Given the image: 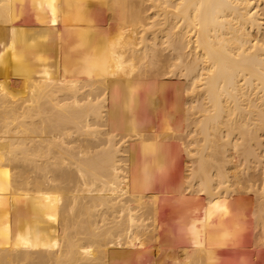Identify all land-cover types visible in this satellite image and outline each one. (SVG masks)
<instances>
[{
	"label": "bare ground",
	"instance_id": "6f19581e",
	"mask_svg": "<svg viewBox=\"0 0 264 264\" xmlns=\"http://www.w3.org/2000/svg\"><path fill=\"white\" fill-rule=\"evenodd\" d=\"M11 22L17 27L13 50L2 45L10 37ZM167 72L182 86L184 81L179 89L186 94L176 93L182 96L176 103L172 96L175 104L169 108L156 103L163 102L160 95L167 93L168 82L161 88L155 84L163 83ZM177 142L193 145L190 150L184 145L191 161L186 166L193 162V167L182 173L190 176L196 194L203 192L199 200L186 196L183 203L196 220L187 221L186 211L187 217L174 213L177 221L186 218L184 232L177 226L181 220L169 215V197L164 195L172 189L166 190L174 169L179 170L176 158L170 162L172 156L164 151L177 148ZM239 149L246 171L255 160L262 173L257 178L260 192H255L259 197L255 203L252 199L256 204L262 198L256 206L261 219L264 0H0V201L8 207L19 204L14 207L16 220H11L16 223H11L20 225L9 226L21 231L12 232L11 238L0 233V264H222L217 261L232 249L231 242L237 243L238 222L248 212L255 221V209H247L252 204L241 201L247 215L238 211L241 216L228 221L229 226L228 216L221 214L227 224L217 227L223 210L215 205L216 197L223 190L226 197L235 187L229 183L241 167L232 160ZM11 160L21 166L16 201L10 190L14 187L8 186L13 181L8 178ZM248 178V183L255 179ZM183 179L177 184L188 182ZM165 182L164 191L158 186L161 192L157 185ZM209 208L211 217L222 212L212 220L215 227L203 230L199 234H207L199 238L195 228L198 232L207 226L201 216ZM26 211L23 220L20 213ZM168 216L173 223H166ZM174 221L177 225L167 226ZM225 226L227 235L216 229ZM170 231L178 233L173 236L180 245H169ZM160 233L169 249L181 248L187 237L189 246L160 255L157 246L166 243ZM163 254L172 261L162 262ZM244 254L241 261H254Z\"/></svg>",
	"mask_w": 264,
	"mask_h": 264
},
{
	"label": "rangeland",
	"instance_id": "374dc122",
	"mask_svg": "<svg viewBox=\"0 0 264 264\" xmlns=\"http://www.w3.org/2000/svg\"><path fill=\"white\" fill-rule=\"evenodd\" d=\"M12 13H13V12H12ZM4 23H5V22H4ZM10 25H11V30L9 31V35H10V37L8 38V40H6V39L3 40V41H2V45H4V46H8V45L10 44V45L8 46V48H9V47H10V48L12 47V50H13V49L16 48V46H15V42H16V39H17V38L14 39L13 36L15 35V32H17V31H16L17 27H16V25L14 24V22H11ZM139 35H140V33L137 34L136 36L139 37ZM18 36H19V35H18ZM18 36H17V37H18ZM139 46H140V45H138V47H139ZM166 51H167V50H165V51H163V52L167 53ZM166 74H168V77H167V75L162 74L163 79H165V78L167 77V78L163 81V83H162V82H161V83H157V82H156L155 85L159 86L158 88H161V87H162L161 84H164L163 86L165 87L166 84H165L164 82L167 81L168 83H167V86H166V87H167L168 89L165 87L166 90H165V89H164V90H165V92H167L168 94L165 93V92H163V93H165L168 97L165 96V94H161L160 96L163 95L164 97H163V96H162V97H163L164 99L167 97V99L164 100V99L162 98L163 102H162L161 100H159V102L157 101L156 103H157V104H158V103H159V104H162V103H163V106H167V105H168L167 107L169 108V107L172 106V103H173V105H174V104L176 103V101H178V99L180 98L181 95H178L179 98H178L177 96L175 97V95H176V93L178 94L179 91H180V93H181L182 90H180L179 88H181V87L183 88L184 85H185V83H184V81H181V82L183 83V86H182V84L179 82L180 80H178V77L175 76L174 73H173V75L175 76V78H172V77H174V76H172L171 78L169 77V76L172 75V73H170L171 75L169 74V72H167ZM164 76H166V77H164ZM158 77H159V76H158ZM168 78H169V79H168ZM154 79L157 80V77H155ZM174 80H175V82H174ZM170 81H171V82L173 81V85L171 84ZM159 82H160V81H159ZM169 82H170V83H169ZM178 83H179V85L181 84L180 87H179ZM158 84H160V85H158ZM174 84H175L176 87H174ZM171 85H172L173 87H172ZM170 87H171L172 89H170ZM177 87H178V89H177ZM182 88H181V89H182ZM173 89H174V90H177V92H175L174 94L172 93V92H174ZM171 90H172V91H171ZM181 94H183V93H181ZM172 96L175 97L176 99L173 98ZM182 96H186V94H185V95L183 94ZM182 96H181V100H182ZM159 98L161 99V97H159ZM171 98H172V99H171ZM185 98H187V97H185ZM173 99H175V100H173ZM183 99H184V98H183ZM171 100H173L175 103H174L173 101H171ZM166 101H167V102H166ZM171 102H172V103H171ZM166 103H168V104L165 105ZM10 104H12V103H10ZM185 107H186V106H185ZM166 109H167V108H166ZM165 112H166V111H165ZM165 112H164V114H166ZM151 122H153V121L151 120ZM173 122L176 123V121H173ZM178 123H179V121H178ZM151 124L153 125L154 123H151ZM183 133H185V135H186V134L188 135V129H185V130L183 131ZM192 134H193V132H191V134H189V137H187V138H186V137H183L184 139L186 138V139H185L186 142H189V139H188V138L192 137ZM187 135H186V136H187ZM183 138L181 137V139H183ZM184 139H183V140H184ZM187 139H188V140H187ZM186 142H185V143H186ZM177 143H178V142H177ZM180 143H181V142H180ZM180 143L175 144V145L177 146V148L175 147V145H172L171 147H175L174 149H172V148H170V149H169V148H165L166 151H164L165 154L168 152V153H170V155L172 156V157L170 156V157H171V158H170L171 160L169 159L170 162H171L172 160L175 161V158H176V161H175V162H176V165L179 166V167H178L179 170H178L177 168L174 169V172H175L176 170H177V171L175 172V177H173V179L171 180L172 183H173V181H174V185H173V187H172V183H171V182H170V186H171L170 188L167 186V185L169 184L168 182H165L163 185H160V184L157 185V187H158V186H162V187H161L162 190H163V188L165 189L166 186H167V188H166L167 191H168V189H171V188H172L171 191L169 190L168 194H166L165 192H163V193H165L164 195H166V197H169V199L167 198L168 200H170L169 203H171V202L173 201L172 204H169L168 201H167V199L165 198V199H166V202H167V205L169 206V207H168V208H169V209H168V210H169V211H168V212H169V215L172 216L173 219H175V218L177 219L176 216L178 215V214H177L178 212H179V215L182 213V215H180V216L178 215V218H179V217L181 218L182 216H183V217H184V216L187 217L186 215H189V214H187V213H190L189 217L191 216V212H192V211H191V212H187V211L185 210L184 206H183V203L185 202V197H186V196H189V197L193 198L194 201H197V200H199V199L201 198V195H203V192H199L198 194H196V191H193L194 188L196 187V185H195V186H192V185H191V184H192V183H191L192 179H190V176H189L188 178L184 177L185 175H187V172H186L185 174L182 173L183 171H184V172H185V171H188V168H187V167H190V166H192L191 164H193V162H192V163H189L188 166H186V164L190 161V158H189V155H188V154L186 155V153H185L187 150H190V148L192 149L193 145L189 148L190 145H188V143H186L187 145L184 144L186 147L188 146V147L186 148V149H187V150H186V149H185V146H184V145L182 146V143H181V145H179ZM183 143H184V142H183ZM179 146H182V147H183L182 150H180L181 147H179ZM169 151H170V152H169ZM177 151H178L180 154H179V153H176ZM180 151H182L183 153L181 154ZM184 151H185V152H184ZM240 151H241V150L239 149V152H238L239 155H238V156H237V152H236V151L233 152V154L235 155L236 159H235V157H233L232 160H233V163H236V162H237L236 164L240 163V164H241V167H243V168L245 169V172H242V169H238V168H241L240 165H239V167L237 168V172H236V174H237V175H236V178L233 179V177H231V179H230V180H231L230 183H232V182H233V183L230 184V183L228 182L229 185H230V187L232 186L231 188H233V186H235V187L231 190V191H233V192H235V193L230 194L231 191H229L230 196H228L229 194H227V196L225 197L226 193H228V192L224 193V190H223L224 187H223V188L221 189V190H223V191H222V194H219L220 196H218V198L216 197V199H217V200L219 199V200H218V202H217V200H215L214 203L217 202L215 205H216L217 207L220 206V208H222L223 212L221 211V209H220V211H218L219 213H220V212H222V213L218 214V212H215V215H216V216L213 214V215H212L213 217H211V214L213 213L212 210H211V208H209L210 210H208V209H207V210H204V212H205V211H206V212L203 213L201 217H202V218H203V217H204V218L206 217L205 220H206L207 217H209V216H210V218L207 219L206 221H205L204 219H202V218H201V219L204 221L203 224L206 222L205 225H203V226H206V225H207V226H209V228H207V226H206V227H202V226H201V228H203V229L201 230V229H200V225H202V224H199V223H202V221H201V219H200L199 221H201V222L198 223V224H199V227L197 228V230L200 229L201 231L199 230L200 232H199V231L197 232V231H196V228H195V232L197 233L196 236L199 235V238H200L203 234H205V235L207 234V233H202V235H200L201 232H202L203 230H205V232H206V230H207V231H208V230L210 231L211 229H213L212 227H215V226H213V224H212V220H217V219H214V218H215V217L217 218L218 215L220 216V215L222 214V215L224 216V215L226 214V215L228 216V218H226L227 216H226V217L224 216V218L227 219V221H226V219H225V221H226V222L229 221V222L232 224V223H233L232 220H233V218H234L235 216H241V215H242L241 217H244L243 215H247V213H245V214L243 213V211H244V209H245V204H246V202H249V203L252 204L251 207H250V205L247 203V204L249 205L248 208L246 207V208L248 209V211H251L253 208L255 209V211H256V208H257V210H258V208L260 209V207H256V206H257V202H258V203L262 202V198H261V196H260L261 199L259 198V199L261 200V201L259 200L260 202L257 200L256 204H253V203H255V201H256V198H255V197L257 196V193L260 192L258 188H259V186L261 185V184H260V182H261V181H260V179H261L260 177H262V173L258 170V171L260 172V175H261V176H259V174H258V172H257V167H258V166H257V164H256V162H255V160H254V161H252V162H254L253 164L256 165V167H255L253 164H251L252 162L249 163V164H251V167H252V168L250 167L252 170L249 168V171H250V173H251V174H249V171H246V168L244 167V160H241V157L239 158V156H240ZM172 153H173V155H172ZM235 153H236V154H235ZM167 155H168V154H167ZM174 155H176V156H174ZM183 155H184V156H183ZM168 156H169V155H168ZM173 156H174V158H173ZM178 156H179V157H178ZM187 156H188V157H187ZM168 158H169V157H167V159H168ZM181 158H182V159H181ZM187 158H189V159H187ZM178 159H179V160H178ZM183 159H184V160H183ZM234 159H235V160H234ZM187 160H188V161H187ZM240 160H241V162H243V163L239 162ZM183 161H184V162H183ZM4 162H5V161H4ZM18 162H19V161H18ZM18 162H17V163H18ZM175 162H173V163H175ZM190 162H191V161H190ZM8 163H9V173L11 174L10 176H8V178H9L10 180H13V181L11 182V181L8 179L10 182H9V183H8V182H5V184H4L5 186H4V187L6 188L7 183H8V186L10 185V188H12V186L14 187V188L10 189V188L7 186L8 189H10V190L12 191L13 195H14L13 200L16 201V200H18V199H17V197L15 198V194H17V195L19 196V194H18V193H19V190H18V183H17V182H19L18 180H21V177L19 176V175H20L19 169H20L21 166H19L20 162H19V164L16 163V160H11V161L7 162V164H8ZM15 163H16V164H15ZM184 163H185V165H183ZM4 164H6V162H5ZM7 164H6V165H7ZM15 165H16V166H15ZM17 165H18L19 167H18ZM182 166H186L187 169L185 170V167H183V169H181ZM253 166L255 167L254 169H253ZM16 167H17V168H16ZM22 167H23V166H22ZM192 167H193V166H192ZM192 167H191V168H192ZM244 169H243V171H244ZM247 169H248V168H247ZM258 169H260V167H259ZM20 170H21V169H20ZM189 170H191V169H189ZM17 172H18V173H17ZM174 172H173V173H174ZM180 172H181V174H179ZM246 172H247V174H246ZM16 173H17L18 175H16ZM22 173H23V172H22ZM189 173H190V171H188V174H189ZM176 174H177L178 176H176ZM183 174H184V175H183ZM253 174L255 175V177H256V175H257V177L255 178V177L253 176ZM181 175H183V176L181 177ZM251 175H252V176H251ZM15 176H17L16 178H18V177H20V178H18L17 181H16V184L13 185V183H15ZM248 176H250V178H251V177H252V178H255L254 180H255L256 182H255L253 179H250V183H251V184L248 183V181H249ZM258 176H259V177H258ZM180 177H181L182 179H183V178H186V179L188 180V182L186 181V179H183L184 181H186V182H184L185 184H183L182 186L178 185V184H180V183H178V182H180V181L182 180ZM234 177H235V176H234ZM246 177H247V179H246ZM177 178H180V179H181L180 181H177L178 184L176 183V180H179V179H177ZM191 178H192V177H191ZM243 178H244V179H243ZM257 178H260V179H257ZM175 179H176V180H175ZM189 179H190L191 181H190ZM240 179H241V180H240ZM256 179H257V180H256ZM194 180H195V179H194ZM245 180H246V181L248 180V181L246 182ZM251 180L254 181L255 183H254V182H251ZM258 180H259V183H258ZM238 181H239V182H238ZM242 181H243V182H242ZM192 182H193V181H192ZM166 183H167V185H166ZM228 183H227V184H228ZM234 183H235V185H233ZM252 183H253L254 185H253ZM256 183H257V186H258V184H259L258 187H255V186H256ZM176 184H177V186L175 187ZM247 184H248V185H247ZM239 185H240V186H239ZM163 186H165V187H163ZM241 186H243V187H242V190H243V191H242V190H241V191L236 190V189H238V188L240 189ZM252 186H253L254 188H257V189H256V190H255V189L253 190ZM157 187H156V188H157ZM236 187H237V188H236ZM15 188H17V189H15ZM158 188H159V187H158ZM158 188H157V189H158ZM161 188H159V190H160ZM231 188H230V189H231ZM224 189H225V188H224ZM17 190H18V191H17ZM166 190H165V191H166ZM219 190H220V189H219ZM221 190H220V191H221ZM13 191H14V192H13ZM160 191H161V190H160ZM163 191H164V190H163ZM225 191H226V190H225ZM237 191H239L241 194H240L239 192H238V194H236ZM256 191H257V193H255ZM15 192H17V193H15ZM161 192H162V191H161ZM244 192H245V193H244ZM252 192H253L254 195H255V194H256V195H255V196L252 195ZM14 193H15V194H14ZM220 193H221V192H220ZM242 193H243V195H242ZM233 194H235L236 196L233 195ZM168 195H169V196H168ZM231 195H233V198H231V197H232ZM238 195H239V197H240V196H241V197L239 198ZM247 195H248L249 197H248ZM258 195H260V194H258ZM242 196H243V197L245 196V197L243 198ZM221 197H222V198L225 197L224 199L227 201V203H233V204H234V207H233L232 204H231V205H230V204L228 205V206H231V208H228L227 205H224V204H225V203H224L225 200H223ZM258 197H259V196H257V199H258ZM228 198H231L232 200H230V199H228ZM254 198H255V200H254ZM252 199H253V203H252ZM222 200H223V201H222ZM228 200H230V202H229ZM226 201H225V202H226ZM239 201H240V202H239ZM241 201H243L242 203H245V204L242 205V204H241ZM2 202H3V203H2ZM19 202H20V201H19ZM19 202H18V203H19ZM200 203H202V202L200 201ZM227 203H226V204H227ZM0 204H1V205H0V208L3 209V210L1 209L2 211H4V209H7V208H8V209L6 210V213L4 212L5 215H4V214L2 215V213L0 212V214H1V217H0V218H1V220H0V233H3V232H4V234L6 235V237L8 236V238H9V237L11 238V234H12V232H15V228H16L17 226L20 225V224L15 225L14 223H13V225H12V223H11V222H15V221H11V220H14L15 217H16V215L18 214V211L15 210L14 207H16L17 205L19 206V204H17V202H14L15 206H14L13 204H12L13 206L11 205L12 208L9 206L11 209L8 207V203H7V202L4 203V201H0ZM4 204H5V205H4ZM6 204H7V206H6ZM3 205H4V206H3ZM213 205H214V204H213ZM213 205H212V208H213ZM5 206H6V207H5ZM253 206H255V207H253ZM259 206H260V204H259ZM263 206H264V205H263ZM63 207H64V206H63ZM63 207L61 206V209H62ZM232 207H233V208H232ZM242 207H244V209H243ZM16 208H17V207H16ZM170 208L173 210V215L170 214V213H171V212H170ZM234 208H235V209H234ZM240 208H242V209L240 210ZM251 208H252V209H251ZM261 208H262V206H261ZM12 209H13V210H12ZM17 209H18V208H17ZM175 209H176V210H175ZM186 209H187V208H186ZM205 209H206V208H205ZM247 209H245V212H248ZM1 210H0V211H1ZM8 210H9V211H8ZM10 210H11V213H10ZM177 210H179V211H177ZM180 210H182L181 213H180ZM187 210H188V209H187ZM12 211H14V212H12ZM185 211H186L187 213H186ZM213 211H214V210H213ZM238 211H240V213L242 212V214L239 215L240 213H239ZM253 211H254V210H253ZM255 211H254V213H253V216H255V217H254V220H255L256 222H255V221H254V222L251 221V220H253V217H252L251 220H249V219L251 218V217H250V212H248L249 215H247V217L245 216L246 218H243V219L241 218L242 220H240V221L238 222V224H240V227L238 226V227L235 229V232L238 231V235H239V236L237 235V233H234V235H235V240H234V241H236L237 243L234 244V243L231 242L232 244L230 243L229 246L232 247V249L229 248L230 251L227 252L226 254H224L223 257H222V259H221V260L219 259L220 261L218 260L219 262L217 261V263H222V264H232V263H234V264H235V263H236L235 261H237V257H238V256H241L242 253H243V254L245 253L246 255H245V254L243 255L244 258H249L250 256H247L248 254L251 255V257H250V258H251V261H252L253 258H255V259H253V260H254V261H253L254 263H253V262H251V263L248 262V263H247V259H243L244 262H243V260L241 261V258H242V256H241L240 259H239V257H238V260L241 261V263H239V264H242V263H243V264H264V231H263L264 228L260 225V224H261V221H260V220H261L262 218H264V216H262V218L259 216L261 219H258V216H256V215H257L256 213H258L259 210H258V212H257V211L255 212ZM262 211H264V210L262 209ZM7 212H8L9 214H8ZM16 212H17V213H16ZM175 212H177V213H175ZM235 212H237V213H235ZM251 212H252V211H251ZM12 213H13V214H12ZM14 213H16V215H15ZM174 213L177 214L175 217H174ZM183 213H184V215H183ZM185 213H186V214H185ZM209 213H210V214H209ZM224 213H225V214H224ZM20 214H21L20 216L23 218V220H26V219H27V218H26V216H28L27 211L24 212V213H20ZM208 214H209V215H208ZM217 214H218V215H217ZM228 214H229V215H228ZM235 214H236V215H235ZM251 214H252V213H251ZM254 214H255V215H254ZM259 214H260V212H259ZM261 214L264 215V212H262ZM9 215H10V216H9ZM193 215H194V214L192 213V216H193ZM207 215H208V216H207ZM11 216H12V217H11ZM170 216H168L169 219H168V217L166 218V223H167V221L169 222V220H172L171 223H173V219H172ZM214 216H215V217H214ZM223 216H222V217L220 216L222 222L219 223V225H217V227H219V226L222 227V225H223V227H224V225L227 224V223H223V222H225ZM251 216H252V215H251ZM2 217H3V218H2ZM8 217H9V218H8ZM13 217H14V218H13ZM189 217H188V218H189ZM256 217H257V220L255 219ZM12 218H13V219H12ZM191 218H195V216L190 217L187 221L191 220ZM196 218H197V217H196ZM196 218H195V220H196ZM235 218H236V217H235ZM176 219H175L176 222H179V221L181 220V219H180L179 221H177L178 219H177V220H176ZM184 219L186 220V218H184ZM210 219H211V221H210ZM15 220H16V219H15ZM182 220H183V219H182ZM182 220L180 221L181 224H182L183 222L186 223L185 220H183V221H182ZM218 220H219V217H218ZM8 221H10V222L8 223ZM43 221H44V220H43ZM46 221H47V220H45L44 222H46ZM175 221H174V224L171 225V223H170V225H167V226H171V227H172V226L177 225V223L175 224ZM208 221H209V222H208ZM219 221H220V220H219ZM241 221H242V222H241ZM258 221H259V222H258ZM263 221H264V219H263ZM6 222H7V223H6ZM36 222L39 223V224H42V223H43V222H40V221H36ZM180 222H179V225H177V226H178V227L181 226L182 228H181L180 231H183V232H184V231L187 229V228H186V227H187V223H186V225L183 227L182 225H180ZM207 222H208V223H207ZM229 222H228L227 225L230 226L231 224H230ZM236 222H237V221H236ZM240 222H241V223H240ZM15 223H16V222H15ZM18 223H20V222H18ZM185 223H183V224H185ZM196 223H197V221L195 222V224H196ZM254 223H255V224H254ZM257 223H258L259 225H258ZM5 224H7L8 227H7V225H5ZM9 224L12 225V226H14L15 228H11V226H9ZM45 224H46V223H45ZM167 224H169V223H167ZM198 224H197V226H198ZM220 224H221V225H220ZM211 225H212V226H211ZM254 225H256V226H254ZM3 226H4V227H3ZM5 226H6V228H5ZM34 226H36V223H34ZM197 226H195V227H197ZM257 226H260V227H261V230H260V227H259V229H258ZM226 227H227V226H225V229H221V228H216V229H220V230H218V231H221L222 234L224 233V235H227V234H225V232H227V230H226L227 228H226ZM7 228H10L11 230H12V229L14 230V231H13V230L11 231L10 229H8V231L10 230V232H8V234L10 233V234H9L10 236H9L8 234L5 233V232H7ZM150 228H151V227H150ZM150 228H149V230H151ZM184 228H186V229L184 230ZM204 228H205V229H204ZM206 228H207V229H206ZM238 228H239V229H238ZM237 229H238V230H237ZM222 230H223V231H222ZM258 230H259L260 232H259ZM240 231H242V233H241ZM262 231H263V232H262ZM20 232H21V231L17 230L15 233H20ZM170 232H171V231H170ZM170 232H169V233H170ZM183 232H182V233H183ZM169 233H168V234H169ZM173 233H175L176 236H178V235H177L178 233H176V231H172V232H171V235H172V236L174 235ZM199 233H200V234H199ZM230 233H231V232H230ZM232 233H233V232H232ZM232 233H231V234H232ZM240 233L242 234L241 236H240ZM4 234H2L3 236H1V237H3V239H4ZM161 235H163V234L160 233L158 236L161 237ZM171 235H170V236H171ZM205 235L202 236V237H205ZM224 235H223V236H224ZM232 235H233V234H232ZM176 236H175V237H176ZM237 236H238V237H237ZM160 237H159V239H160ZM173 237H174V236H173ZM173 237H170V238H172V239H170V242L168 241V242H169V245H171V244H172V245H175V244L180 245L181 242H179L180 244L177 243L176 240L178 241V239H177V238L175 239V237H174V238H173ZM162 238H163V239H162ZM6 239H7V238H6ZM161 239H162V241H161V243H162L163 240H164V237L162 236ZM174 239H175V240H174ZM186 239H187V242L185 241ZM186 239H185V240L183 239L184 241H183V240H181V241L183 242V244H184V242H185L186 244H184V245L187 246V243L190 242V241H188V240H189L188 237H187ZM236 239H238V240H236ZM0 240H2V238H0ZM171 240H174L176 243H175L174 241H171ZM164 242H166V243H164V245H166L165 247H168V246H169V245L167 246V243H168V242H167L166 240H164ZM172 242H174V244H173ZM16 243H17L16 240L13 241V244H16ZM161 243H159V244H161ZM159 244H158V245H159ZM233 244H234V245H233ZM161 245H162V244H161ZM161 245H160V246H157V247H158V251H159L158 253H161L162 251L165 250V252H166V253H165V256H166V254H167V256L170 255V254H168V253H170V251H171L170 249H171L172 247H173L172 249H174V246H171L170 249H169V247H168V249H165L164 245H162V248L164 247V249L161 250ZM184 245H182V247H185ZM231 245H233V246H231ZM188 246H189V245H188ZM188 246H187V247H188ZM247 246H248V247H247ZM159 247H160V248H159ZM175 247H177L178 249H182V247H181V248L178 247V246H175ZM249 247H250V248H249ZM177 248H176V249H177ZM159 249H160V250H159ZM176 249H174V250H176ZM249 249H250V250H249ZM169 250H170V251H169ZM255 250H256V252H255ZM160 251H161V252H160ZM241 251H244V252L240 253ZM249 251H250V252H249ZM247 252H248V253H247ZM252 252H253V253H252ZM254 252H255V253H254ZM260 252L262 253V255H260V254H261ZM162 253H164V252H162ZM162 253H161L160 255H162ZM239 253H240V254H239ZM258 253H259V255H260V258H259V256H258ZM238 254H239V255H238ZM160 255H159L158 257H157V256H155V257H157L158 259H161V258H160ZM167 256H166V257H167ZM257 256H258V257H257ZM261 256H262V257H261ZM145 257H149V254H145V255L143 256V261H145ZM161 257L163 258V257H164V254H163V256H161ZM164 258H165V257H164ZM250 258H249V259H250ZM158 259H157V260H158ZM167 259H168V260H167ZM167 259L165 258L164 261H163V259H162V262H165V260H166V262H167V261H170V262H171L172 259H173V257H172L171 260H170V257H168ZM155 260H156V259H155ZM245 260H246V262H245ZM151 261H154V260H151ZM239 261H237V263H238ZM145 262H146V261H145ZM223 262H225V263H223ZM146 263H147V262H146ZM20 264H22V263H20ZM150 264H152V263L150 262Z\"/></svg>",
	"mask_w": 264,
	"mask_h": 264
}]
</instances>
